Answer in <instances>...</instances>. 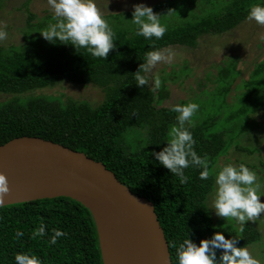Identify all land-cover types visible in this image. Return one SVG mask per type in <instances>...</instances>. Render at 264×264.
Masks as SVG:
<instances>
[{"label": "trees", "instance_id": "obj_1", "mask_svg": "<svg viewBox=\"0 0 264 264\" xmlns=\"http://www.w3.org/2000/svg\"><path fill=\"white\" fill-rule=\"evenodd\" d=\"M29 3L26 0L22 4L27 19L20 30L21 44L0 46V95L11 97L0 102V146L16 138L35 137L101 162L132 193L153 204L171 263L175 264L173 243L187 235L198 244L217 229L208 209L214 185L212 167L228 150L230 137L226 126L242 132L257 127V118L264 116V60L241 86L244 91L236 98L242 95L235 112L222 120L220 115L212 116L190 129L197 154L208 160L210 176L202 181L199 170L189 167L185 169L189 177L185 184H180L178 177L151 155L165 146L177 115L167 108L168 87H159L157 92L148 86L137 87L134 72L144 62L147 51L176 46L193 49L202 36L224 35L241 26L247 21L248 9L264 0L158 2L151 7L164 15L161 22L168 29L159 40H146L133 34L128 22L132 10L121 16L108 14L104 17L123 20L109 22L115 32L116 47L105 60L83 49L76 52L71 45L59 41L54 45L45 41L38 31L45 27L51 15L36 20L28 10ZM225 70L226 74L216 81L227 79L228 87L219 92L227 95L236 76L232 74L234 69ZM62 83L97 87L104 93V100L93 107L85 101L32 95ZM138 129L143 131V141L132 148L128 136ZM41 224L46 226V235L34 237L33 232ZM248 226L246 223L240 234L225 231V235L240 238L237 246L248 247L258 240V233ZM52 229L66 233L55 244L48 242ZM18 231L23 235L17 237ZM18 252L35 253L43 264H102L91 214L69 198L0 207V264H15L14 256Z\"/></svg>", "mask_w": 264, "mask_h": 264}, {"label": "clouds", "instance_id": "obj_2", "mask_svg": "<svg viewBox=\"0 0 264 264\" xmlns=\"http://www.w3.org/2000/svg\"><path fill=\"white\" fill-rule=\"evenodd\" d=\"M52 15L40 36L51 44L57 41L64 45H71L76 52L81 49L93 57L106 59L110 50L115 49V32L108 20L97 7L95 0H47ZM169 12V10H168ZM168 12L166 14H168ZM165 14V15H166ZM164 15L153 11L151 6L144 3L133 5L130 25L133 34L142 36L146 40L161 39L168 30L161 22ZM246 19L264 26V3L252 5L247 12ZM7 33L0 30V40H4ZM173 52L169 49H153L144 55V62L139 64L134 72L137 87L151 84L155 91L160 86V80L154 78L153 69L159 62H170ZM239 102V101H238ZM200 105L193 101L174 104L171 111L177 113L175 123L168 132V139L159 151L151 155L159 165L166 168L179 179L180 184L188 182L189 177L185 169L193 167L199 170L198 177L202 181L209 179V163L206 157L197 154L194 145L196 141L190 130L193 126L192 118ZM147 144L142 146L145 148ZM141 149V150H142ZM215 191L211 193V206L216 216L224 220H234L243 232L246 222L254 221L264 214V202H261L259 184L254 170L246 164L226 163L214 174ZM9 192L8 181L0 173V204ZM46 226L41 224L33 232L34 237L46 235ZM50 244H55L57 238L66 235L60 229H52ZM225 230L219 226L207 238L199 243H193L187 235L178 243H173L175 249V264H261V260L254 256L248 247L237 246L240 238L225 235ZM23 232H17L20 237ZM15 264H43L42 260L32 252H18L14 256Z\"/></svg>", "mask_w": 264, "mask_h": 264}, {"label": "rangeland", "instance_id": "obj_3", "mask_svg": "<svg viewBox=\"0 0 264 264\" xmlns=\"http://www.w3.org/2000/svg\"><path fill=\"white\" fill-rule=\"evenodd\" d=\"M25 1H0V30L7 33V37L0 40V46L21 44L20 30L25 26L27 19V13L22 7ZM162 1L164 0H95L103 16L108 14L121 16L133 10L135 4L144 3L152 6ZM28 10L36 16V20L48 14L52 15L47 0H30ZM106 19L112 24L118 21L121 23L123 20L122 17L112 19L107 17ZM168 49L173 52L171 61L159 62L153 69L152 75L160 80V88L168 87L169 100H165L168 101L167 108L171 109L174 104L188 101L200 105L192 118L191 128H193L215 115H220L221 120L225 119L240 106L241 103L238 100L242 95L236 98L244 91L241 86L249 79L255 66L264 60V26L247 20L227 34L200 37L193 49L186 50L178 46ZM228 68L229 70L234 69L232 74L236 77L229 87V93L224 95L223 92H219L223 88L225 91L228 87L227 79L221 77L224 78V82L218 80V83L216 80L219 76L226 74L225 69ZM148 87L152 89L151 84ZM32 95L59 97L63 101L67 99L85 101L93 107L98 106L104 100V93L99 88L70 83H62L49 89L36 91ZM9 99H11L10 96L0 95V102ZM262 117L257 118V127L245 129L242 132H237L230 125L226 126L227 136L230 137L229 147L226 154L213 165L212 173L214 177L215 171L226 163L246 164L257 175L260 200L264 202V116ZM141 131V129L133 130L129 134L128 138L132 148L141 145L143 141V131ZM214 191L215 183L211 193ZM210 194L208 207L212 202ZM209 210L216 228L221 226L225 231L241 233L238 231L240 226L234 220H224L216 216L214 210ZM246 223L252 231L258 233V240L250 244L248 248L254 256L261 260V264H264V214Z\"/></svg>", "mask_w": 264, "mask_h": 264}, {"label": "water", "instance_id": "obj_4", "mask_svg": "<svg viewBox=\"0 0 264 264\" xmlns=\"http://www.w3.org/2000/svg\"><path fill=\"white\" fill-rule=\"evenodd\" d=\"M0 173L9 187L0 207L69 198L86 208L102 264H172L153 204L101 162L51 141L20 137L0 146Z\"/></svg>", "mask_w": 264, "mask_h": 264}]
</instances>
